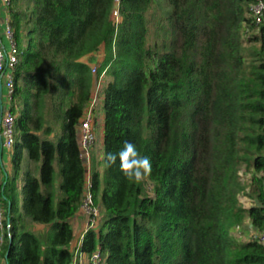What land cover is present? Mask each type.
<instances>
[{"label":"trees","instance_id":"obj_1","mask_svg":"<svg viewBox=\"0 0 264 264\" xmlns=\"http://www.w3.org/2000/svg\"><path fill=\"white\" fill-rule=\"evenodd\" d=\"M20 1L9 12L19 43L11 107L23 201L19 209L5 176L0 200L13 235L2 263H72L70 218L87 177L79 125L106 69L104 157L92 173L104 220L85 234L82 250L101 248L106 264H264V244L232 235L247 218L248 229L264 231L257 0H168L166 16L154 0H121L119 23L114 0ZM125 141L151 161L143 182H129L119 158L108 166ZM244 165L252 171L246 184ZM35 223L50 228L42 234Z\"/></svg>","mask_w":264,"mask_h":264},{"label":"built area","instance_id":"obj_2","mask_svg":"<svg viewBox=\"0 0 264 264\" xmlns=\"http://www.w3.org/2000/svg\"><path fill=\"white\" fill-rule=\"evenodd\" d=\"M7 14L3 18L4 31L0 30V186L3 181V156L10 154L12 149H16L17 130L16 119L17 114L12 110L11 103L15 99V76L17 64L19 62V43L16 38L15 28L12 24V17L9 7L12 0H0ZM113 17L116 23L121 21L120 6L121 0H114ZM256 22L260 23L264 17V1L257 0L252 5ZM92 71L97 75L98 66L93 65ZM106 69H104L96 78L92 90L91 98L84 110L79 125V140L81 145V155L89 166L92 160L91 150L97 140L95 133V111L102 102V88L105 81ZM76 218L82 217V229L79 230L72 241L71 250L74 258L71 264H106V256L101 248L92 253L82 250L85 234L91 230H99L104 220V214L101 207L95 202L92 191V174L86 177L84 194L77 212ZM7 216L3 202L0 200V264L2 262V250L8 234L12 237L11 223L6 225ZM248 239H256L264 244V231L253 230Z\"/></svg>","mask_w":264,"mask_h":264},{"label":"rangeland","instance_id":"obj_3","mask_svg":"<svg viewBox=\"0 0 264 264\" xmlns=\"http://www.w3.org/2000/svg\"><path fill=\"white\" fill-rule=\"evenodd\" d=\"M21 3H24V0H21L20 1ZM26 2V1H25ZM155 7L157 8V10L163 15V16H166L168 15L171 10H172V6L171 4L169 3L168 0H154V3ZM93 65H96L93 64ZM105 116H106V109H105V104L103 103V101L98 105L96 111H95V133L97 135V140L95 142L100 144V141H99V138H98V135L100 134L101 130L103 128H105ZM18 138H21V134L17 135ZM94 144V146H95ZM93 146L92 150H91V156H92V159H93V165H98L100 164V162L102 161V155H103V149L102 147L100 148H95ZM5 156H6V159H8V161L11 163V165L13 166L14 165V160H15V157H16V149H12L10 154H6L5 153ZM100 158L101 161H100ZM14 167V166H13ZM250 169L247 167V166H243L241 168V182H243L244 184L247 183V181L249 180V176L251 174L252 171H249ZM14 174V173H13ZM12 180V183H14V186H15V189L13 191L14 193V200H15V203L17 204V206L19 207V209H21V204H22V201H23V191L22 189H20L17 185V182L15 180V176H13V178L11 179ZM240 201L241 203L248 207L250 206V199L246 196H241L240 197ZM245 226L244 228H242L241 226H237V227H234L232 229V235H234L239 241H245L248 239L249 235L252 233L253 230L255 229H248L247 227L250 226V220L247 218L245 220V223L244 225Z\"/></svg>","mask_w":264,"mask_h":264},{"label":"clouds","instance_id":"obj_4","mask_svg":"<svg viewBox=\"0 0 264 264\" xmlns=\"http://www.w3.org/2000/svg\"><path fill=\"white\" fill-rule=\"evenodd\" d=\"M2 55L0 53V56ZM117 158L120 161V170L129 182L140 183L150 176L151 161L147 156H142L132 142L125 141L119 153H109L107 155L108 166L114 165Z\"/></svg>","mask_w":264,"mask_h":264},{"label":"crops","instance_id":"obj_5","mask_svg":"<svg viewBox=\"0 0 264 264\" xmlns=\"http://www.w3.org/2000/svg\"><path fill=\"white\" fill-rule=\"evenodd\" d=\"M6 14H7V12L4 9V7H3V5H2V3L0 1V30H1V32L4 31L3 18H4V16H6ZM104 136H105V128H103L101 130L100 134L98 135L100 144L96 143L95 144L96 147L94 146L95 148L102 147V149H103L102 158L104 157ZM102 158H100V161H101ZM26 162L29 163V164L32 163L31 160L28 159L27 157H26ZM13 166L8 161V159H6V156L4 155L3 156V167H4L3 179H4L5 176H9L11 179L13 178V176H15V168ZM98 167H99V164L98 165H93V159H92L90 165L89 166L86 165L87 177H88L89 174H92L94 172L95 168H98ZM15 180L17 182L18 187L20 189H22V186H23L22 178L18 177L17 179L15 178ZM70 222H71V224L73 226V229H74V232H75V236H76L77 232L79 230H81L82 227H83L82 226L83 219H82V217H80V219H79V218H76L75 216H73L72 218H70ZM49 228H50V225L49 224H45V223H35L33 225V229L38 231V232H41L42 234H46L48 232ZM1 264H3V263L1 262Z\"/></svg>","mask_w":264,"mask_h":264},{"label":"water","instance_id":"obj_6","mask_svg":"<svg viewBox=\"0 0 264 264\" xmlns=\"http://www.w3.org/2000/svg\"><path fill=\"white\" fill-rule=\"evenodd\" d=\"M6 183V182H5Z\"/></svg>","mask_w":264,"mask_h":264}]
</instances>
